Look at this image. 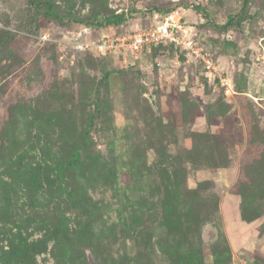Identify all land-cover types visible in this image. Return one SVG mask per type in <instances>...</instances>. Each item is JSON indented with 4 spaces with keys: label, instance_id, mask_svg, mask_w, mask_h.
<instances>
[{
    "label": "rangeland",
    "instance_id": "rangeland-1",
    "mask_svg": "<svg viewBox=\"0 0 264 264\" xmlns=\"http://www.w3.org/2000/svg\"><path fill=\"white\" fill-rule=\"evenodd\" d=\"M177 10L235 95L96 48ZM0 264H264V0H0Z\"/></svg>",
    "mask_w": 264,
    "mask_h": 264
},
{
    "label": "built area",
    "instance_id": "built-area-1",
    "mask_svg": "<svg viewBox=\"0 0 264 264\" xmlns=\"http://www.w3.org/2000/svg\"><path fill=\"white\" fill-rule=\"evenodd\" d=\"M43 39H47V36L45 35ZM159 45L172 46L184 52L192 61L214 70L215 81L224 88L225 95L228 97L235 95L233 81L226 78L225 72L219 69L209 52L196 45L191 27L186 25L180 10L156 18V23L142 30L121 35L106 34L96 43V48L101 54H116L124 58L129 54H137L144 49Z\"/></svg>",
    "mask_w": 264,
    "mask_h": 264
},
{
    "label": "trees",
    "instance_id": "trees-1",
    "mask_svg": "<svg viewBox=\"0 0 264 264\" xmlns=\"http://www.w3.org/2000/svg\"><path fill=\"white\" fill-rule=\"evenodd\" d=\"M37 7V6H36ZM38 8V7H37ZM197 10H202L200 7L197 8ZM203 11V10H202ZM164 15L168 14L169 11H166V12H163ZM203 13L206 14V12L203 11ZM43 14L45 17H48V18H53L55 20H61V18L52 10V7L50 4H46V8L45 10L43 11ZM164 15H161V16H164ZM207 17V16H206ZM123 22H125V17L124 16H114V17H111V18H107L105 20V25H115V26H118V25H121ZM239 23L241 22L238 21ZM234 23V19L231 18L223 27L222 29H225V30H228L232 27ZM99 25H101V23H99ZM154 47V46H153ZM170 48H174V47H170Z\"/></svg>",
    "mask_w": 264,
    "mask_h": 264
}]
</instances>
